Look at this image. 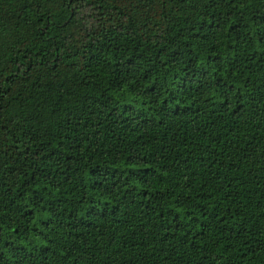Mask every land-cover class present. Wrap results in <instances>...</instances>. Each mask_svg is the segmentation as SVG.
<instances>
[{"label": "trees", "instance_id": "obj_1", "mask_svg": "<svg viewBox=\"0 0 264 264\" xmlns=\"http://www.w3.org/2000/svg\"><path fill=\"white\" fill-rule=\"evenodd\" d=\"M0 264H264V0H0Z\"/></svg>", "mask_w": 264, "mask_h": 264}]
</instances>
